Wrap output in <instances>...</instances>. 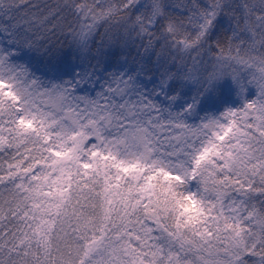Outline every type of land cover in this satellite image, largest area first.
Wrapping results in <instances>:
<instances>
[{"label":"snow or ice","instance_id":"snow-or-ice-1","mask_svg":"<svg viewBox=\"0 0 264 264\" xmlns=\"http://www.w3.org/2000/svg\"><path fill=\"white\" fill-rule=\"evenodd\" d=\"M0 186V264H264V0H0Z\"/></svg>","mask_w":264,"mask_h":264},{"label":"trees","instance_id":"trees-1","mask_svg":"<svg viewBox=\"0 0 264 264\" xmlns=\"http://www.w3.org/2000/svg\"><path fill=\"white\" fill-rule=\"evenodd\" d=\"M38 2H40V3H50V4H54L55 2H56V0H38ZM36 27H37V29H39V25H36ZM40 31L41 32H43V30L42 29H40ZM51 39H52V41L55 43L57 40H59L61 43H63V37H59V36H52L51 37ZM64 47H65V49L67 48V45L66 44H64ZM143 51V49H141V52ZM133 54H135V53H133ZM0 187H2V186H0Z\"/></svg>","mask_w":264,"mask_h":264},{"label":"rangeland","instance_id":"rangeland-1","mask_svg":"<svg viewBox=\"0 0 264 264\" xmlns=\"http://www.w3.org/2000/svg\"><path fill=\"white\" fill-rule=\"evenodd\" d=\"M165 147H167V144L165 145Z\"/></svg>","mask_w":264,"mask_h":264}]
</instances>
